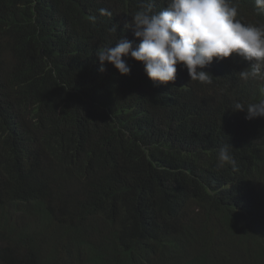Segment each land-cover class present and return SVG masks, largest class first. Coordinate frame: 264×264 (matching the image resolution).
Returning a JSON list of instances; mask_svg holds the SVG:
<instances>
[{"label": "trees", "instance_id": "obj_1", "mask_svg": "<svg viewBox=\"0 0 264 264\" xmlns=\"http://www.w3.org/2000/svg\"><path fill=\"white\" fill-rule=\"evenodd\" d=\"M144 3L0 0V264H264V117L232 110L264 80L235 53L210 84L183 65L153 83L130 56L99 71L98 47L139 43L124 21Z\"/></svg>", "mask_w": 264, "mask_h": 264}, {"label": "clouds", "instance_id": "obj_2", "mask_svg": "<svg viewBox=\"0 0 264 264\" xmlns=\"http://www.w3.org/2000/svg\"><path fill=\"white\" fill-rule=\"evenodd\" d=\"M255 2L257 10L264 12V0ZM164 4L165 7L157 10L156 0H146L130 21H124V28L132 31L138 44L121 36L115 47H98L99 71H105L107 62L121 75H129L131 69L123 57L130 56L142 62L153 83L175 81L177 66L183 65L190 80L210 84L212 75L203 69L214 58L223 60L235 53L252 62L249 68L239 72L242 80H264V25L242 22L233 0H164ZM100 13L112 15L106 9ZM245 109L246 119L264 117V99L247 105L236 102L232 110ZM217 161L218 167L235 166L228 146L219 148Z\"/></svg>", "mask_w": 264, "mask_h": 264}]
</instances>
